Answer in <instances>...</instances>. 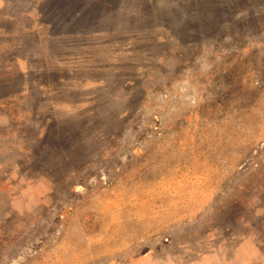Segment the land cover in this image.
<instances>
[{
  "label": "rangeland",
  "instance_id": "obj_1",
  "mask_svg": "<svg viewBox=\"0 0 264 264\" xmlns=\"http://www.w3.org/2000/svg\"><path fill=\"white\" fill-rule=\"evenodd\" d=\"M0 264H264V0H0Z\"/></svg>",
  "mask_w": 264,
  "mask_h": 264
}]
</instances>
